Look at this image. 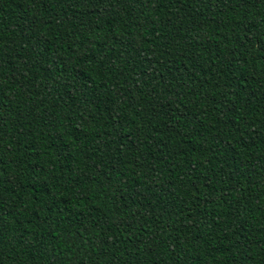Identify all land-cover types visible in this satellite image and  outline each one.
Segmentation results:
<instances>
[{
	"label": "trees",
	"instance_id": "trees-1",
	"mask_svg": "<svg viewBox=\"0 0 264 264\" xmlns=\"http://www.w3.org/2000/svg\"><path fill=\"white\" fill-rule=\"evenodd\" d=\"M0 264H264V0H0Z\"/></svg>",
	"mask_w": 264,
	"mask_h": 264
}]
</instances>
